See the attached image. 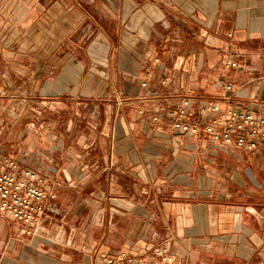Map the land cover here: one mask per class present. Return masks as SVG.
<instances>
[{"label":"crops","instance_id":"obj_1","mask_svg":"<svg viewBox=\"0 0 264 264\" xmlns=\"http://www.w3.org/2000/svg\"><path fill=\"white\" fill-rule=\"evenodd\" d=\"M179 97L264 107V0H0V162L56 195L0 264H264V153L155 130Z\"/></svg>","mask_w":264,"mask_h":264},{"label":"built area","instance_id":"obj_2","mask_svg":"<svg viewBox=\"0 0 264 264\" xmlns=\"http://www.w3.org/2000/svg\"><path fill=\"white\" fill-rule=\"evenodd\" d=\"M226 67L238 68V64L229 58ZM145 75L140 81L143 89L148 87V73ZM161 84L169 85V81L162 80ZM232 89L231 84L223 86L225 92H231ZM26 103L27 97L23 92L18 105ZM165 122H168L173 132L181 135L204 134L213 143L236 148L243 154L264 153V107L259 110L242 107L222 109L212 102L197 103L179 97L173 106H160L154 112L151 123L155 130L162 123L165 126ZM42 183L36 171L12 158H5L0 162V214L13 223L26 226L33 233H39L47 216L55 212L51 201L56 198L55 193L43 187ZM166 252V249L160 250L158 256L162 257L163 263L168 264L172 258L166 256ZM104 258L103 264H119L127 261L129 256L121 253L115 259Z\"/></svg>","mask_w":264,"mask_h":264},{"label":"rangeland","instance_id":"obj_3","mask_svg":"<svg viewBox=\"0 0 264 264\" xmlns=\"http://www.w3.org/2000/svg\"><path fill=\"white\" fill-rule=\"evenodd\" d=\"M40 231H42V228L40 229ZM60 233L61 231L58 228H56V229H53V231H50L48 234L59 235Z\"/></svg>","mask_w":264,"mask_h":264}]
</instances>
